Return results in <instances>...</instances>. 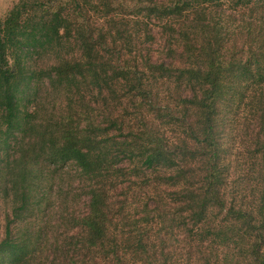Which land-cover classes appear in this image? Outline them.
Returning a JSON list of instances; mask_svg holds the SVG:
<instances>
[{
	"label": "trees",
	"instance_id": "1",
	"mask_svg": "<svg viewBox=\"0 0 264 264\" xmlns=\"http://www.w3.org/2000/svg\"><path fill=\"white\" fill-rule=\"evenodd\" d=\"M180 259L264 264V0H17L0 264Z\"/></svg>",
	"mask_w": 264,
	"mask_h": 264
},
{
	"label": "rangeland",
	"instance_id": "2",
	"mask_svg": "<svg viewBox=\"0 0 264 264\" xmlns=\"http://www.w3.org/2000/svg\"><path fill=\"white\" fill-rule=\"evenodd\" d=\"M17 2V0H0V19H2L6 12L12 8V6ZM236 133V132H235ZM239 150L243 153H246L247 149L250 150V142L249 140H244L241 141L239 143ZM253 152H255V150H251ZM245 155V154H244ZM248 156V153L246 154V157ZM237 179H241L239 177V171H233V176L231 175V181H236ZM255 193H257V191H255ZM182 259H183V255H182ZM182 259L179 260V264H182Z\"/></svg>",
	"mask_w": 264,
	"mask_h": 264
}]
</instances>
